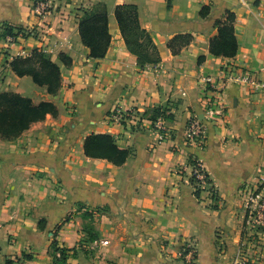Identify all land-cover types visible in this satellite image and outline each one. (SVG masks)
Masks as SVG:
<instances>
[{
	"label": "crops",
	"instance_id": "obj_1",
	"mask_svg": "<svg viewBox=\"0 0 264 264\" xmlns=\"http://www.w3.org/2000/svg\"><path fill=\"white\" fill-rule=\"evenodd\" d=\"M52 3L44 16L33 0H0V93L58 109L16 139L0 136V264H55L54 240L68 251L67 264H186V242L197 248L196 264H233L243 238L246 190L264 178V93L228 82L225 115L215 119L206 113L204 78L250 71L264 80V0ZM101 4L112 40L106 56L94 59L79 21L83 10ZM125 4L137 7L160 62L141 67L128 50L115 15ZM229 13L238 52L217 57L210 42ZM7 27L25 35L9 42ZM179 35L192 40L174 54L169 42ZM35 49L60 65L56 95L12 70L13 58ZM118 107L131 114L122 123L110 117ZM160 107L173 117H159L165 131L159 118L150 117ZM193 117L205 127L203 144L187 137ZM92 134L111 135L132 155L120 166L86 156L84 143ZM191 160L204 167L215 202L206 192L196 196ZM95 240L109 243L92 249Z\"/></svg>",
	"mask_w": 264,
	"mask_h": 264
},
{
	"label": "trees",
	"instance_id": "obj_2",
	"mask_svg": "<svg viewBox=\"0 0 264 264\" xmlns=\"http://www.w3.org/2000/svg\"><path fill=\"white\" fill-rule=\"evenodd\" d=\"M34 5L44 0H33ZM172 0H169L171 6ZM205 14V12H204ZM122 36L128 50L137 57L138 64L144 67L160 62L161 58L152 37L140 25L138 10L135 5H118L115 11ZM235 16L229 13L225 21H219L218 35L210 42V52L217 57L232 58L238 52V40L234 28ZM79 31L83 44L89 48L90 57L102 59L106 56L111 44L112 36L109 32L108 11L106 6H98L83 10L79 21ZM5 33L15 39L24 32L7 27ZM191 35H179L169 42V47L174 54L190 44ZM60 60L67 66L71 59L65 54H60ZM12 70L18 76H31L40 86H46L48 92L56 95L62 87V73L60 65L54 62L43 50L35 49L31 55L17 56L11 61ZM56 116L57 107L51 102L35 104L30 98L17 93H0V136L6 140H13L22 135L34 123L43 121L47 115ZM156 121L159 117L172 119L164 108H156L150 116ZM84 153L91 158L106 159L115 165H123L132 155L130 150L120 149L115 139L107 134H92L85 140ZM191 160L190 164H194ZM196 196L201 191H195ZM55 264L67 262L68 251L59 247L54 240L51 246ZM60 253V258L57 253Z\"/></svg>",
	"mask_w": 264,
	"mask_h": 264
},
{
	"label": "built area",
	"instance_id": "obj_3",
	"mask_svg": "<svg viewBox=\"0 0 264 264\" xmlns=\"http://www.w3.org/2000/svg\"><path fill=\"white\" fill-rule=\"evenodd\" d=\"M34 10L39 15H48L52 13L53 3L52 0H44L34 6ZM9 42L14 41V37L9 36ZM237 81L249 85L256 92L264 93V80L256 77L250 71H244L238 76L232 72H222L220 78L208 76L204 78L206 85V113L213 118H223L226 111L224 90L226 85L230 81ZM131 114L122 110V108H116L111 113V120L115 123H122ZM158 128L165 131L163 127V119L159 118ZM187 137L198 143L203 144L206 141V132L203 122L198 117L190 119L187 125ZM191 181L194 185L195 191L200 190L206 192L210 199L215 202L216 191L212 187L204 167L197 161L191 164ZM246 211L247 217L245 220L246 230L244 237L240 243L237 256L233 264H258L260 257L254 259L251 254L252 247L258 249H264V178H261L260 186L255 189L246 190ZM252 193V194H251ZM107 240H95L92 249L98 245H107ZM260 256H264V252H260ZM57 257L60 258V253H57ZM182 257L186 264H196L198 257V251L196 246L192 242H186L183 246ZM63 264H67L63 263Z\"/></svg>",
	"mask_w": 264,
	"mask_h": 264
},
{
	"label": "rangeland",
	"instance_id": "obj_4",
	"mask_svg": "<svg viewBox=\"0 0 264 264\" xmlns=\"http://www.w3.org/2000/svg\"><path fill=\"white\" fill-rule=\"evenodd\" d=\"M102 6H106L105 4H101ZM260 186V184H257V187L256 188H250L251 190H255L257 189L258 187ZM252 194V193H251ZM244 211H245V217H244V221H243V237H244V233L245 231L247 232L246 230V223H245V220H246V217H247V211H246V203L244 205ZM264 252V249H258V248H254L252 247V251H251V254L254 256V259H257L258 257H260V262H263L264 261V256H260L262 254H260V252Z\"/></svg>",
	"mask_w": 264,
	"mask_h": 264
}]
</instances>
